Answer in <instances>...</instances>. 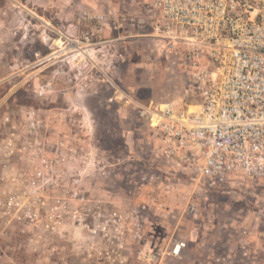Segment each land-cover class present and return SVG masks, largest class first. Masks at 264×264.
I'll return each mask as SVG.
<instances>
[{
  "label": "rangeland",
  "instance_id": "374dc122",
  "mask_svg": "<svg viewBox=\"0 0 264 264\" xmlns=\"http://www.w3.org/2000/svg\"><path fill=\"white\" fill-rule=\"evenodd\" d=\"M131 2L0 0V198L26 183L27 174L40 166L41 154L53 160L55 171L68 174L63 191L46 195L52 204L56 197H68L73 178L82 179L95 195H112L109 189L123 199L134 196L141 177L166 171L146 128L109 98L121 88L144 98L180 101L186 66L176 56H166L158 41L126 32L111 34L120 37L115 63L97 68L86 66L81 56L71 64L70 46L58 44L83 7L115 14ZM44 83L54 91L40 97L35 89ZM101 157L122 160L119 181L104 183L99 177L95 167ZM166 177L161 181L171 192L162 198L168 209L150 214L148 244L164 249L175 239L185 240L183 258L171 264H264V184L251 188L240 179L204 203V195H193L188 182ZM199 197L196 218L186 208ZM23 228L16 224L0 237V264H84L80 230L68 220L59 232Z\"/></svg>",
  "mask_w": 264,
  "mask_h": 264
},
{
  "label": "built area",
  "instance_id": "2783aa9c",
  "mask_svg": "<svg viewBox=\"0 0 264 264\" xmlns=\"http://www.w3.org/2000/svg\"><path fill=\"white\" fill-rule=\"evenodd\" d=\"M128 8L112 14L83 7L60 42L71 48V64L81 56L86 66L97 68L115 63L120 37L111 34L126 32L158 41L166 56L186 66L180 101L144 98L121 88L109 98L146 128L165 174L161 169L141 177L134 196L123 199L109 189L112 195H95L73 178L68 197H56L52 204L46 195L63 191L68 174L38 155L40 166L27 174L26 183L0 198V237L16 224L24 231L59 232L68 220L80 230L84 264H171L183 258L185 240L158 249L145 239L150 214L168 209L157 182L166 176L184 180L193 195H204V203L240 179L251 188L264 184V0H132ZM53 91L51 83L35 89L40 97ZM121 164L120 158L101 157L95 170L104 183H113ZM198 199L186 208L196 218Z\"/></svg>",
  "mask_w": 264,
  "mask_h": 264
},
{
  "label": "crops",
  "instance_id": "0c3cea01",
  "mask_svg": "<svg viewBox=\"0 0 264 264\" xmlns=\"http://www.w3.org/2000/svg\"><path fill=\"white\" fill-rule=\"evenodd\" d=\"M167 179H169V178H167ZM171 186L170 185H168L167 183H166V180L164 181H160V184H159V190L161 191L158 195H159V197H161L162 198V195L164 194V193H166V194H168V193H170L171 192V190L169 189ZM169 189V190H168ZM168 205V204H167Z\"/></svg>",
  "mask_w": 264,
  "mask_h": 264
},
{
  "label": "bare ground",
  "instance_id": "6f19581e",
  "mask_svg": "<svg viewBox=\"0 0 264 264\" xmlns=\"http://www.w3.org/2000/svg\"><path fill=\"white\" fill-rule=\"evenodd\" d=\"M58 44H61V42L59 41ZM82 52L85 53L84 51H82ZM192 109L196 110L197 108L193 107Z\"/></svg>",
  "mask_w": 264,
  "mask_h": 264
}]
</instances>
